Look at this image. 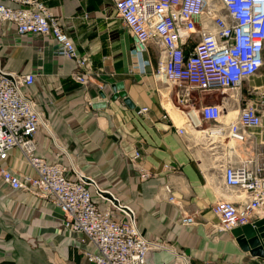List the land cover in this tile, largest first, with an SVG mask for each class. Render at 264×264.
<instances>
[{
  "label": "crops",
  "instance_id": "obj_1",
  "mask_svg": "<svg viewBox=\"0 0 264 264\" xmlns=\"http://www.w3.org/2000/svg\"><path fill=\"white\" fill-rule=\"evenodd\" d=\"M41 1L59 18L78 53L89 58L82 69L89 82L83 85L73 78L74 60L59 57L52 38L18 36L12 25L0 24L2 67L35 74L34 84L24 91L47 121L46 129L35 134L36 154L47 162L73 165L112 191L136 211L144 236L185 253L189 264H262L264 258L241 249L232 231L218 230L219 218L211 210L220 199L242 200L245 194L238 197L237 189L223 184L219 160L206 140L197 139V129L180 136L162 118L161 99L167 91L153 77L157 47L136 46L112 0ZM105 76L123 83L120 90L132 107L123 97L112 98ZM251 89L264 90V52L263 66L236 93L210 92L207 100L194 92L184 106L193 109L192 121L198 124L200 105L221 104L223 120L231 122L245 103L258 105ZM170 98L176 103L174 90ZM163 100L175 108L166 95ZM97 101L105 106L93 108ZM143 107L147 112L138 113ZM248 132V139L236 144L232 160L264 152V114L261 125ZM134 149L141 157L131 161ZM2 164L20 174L31 172L17 147ZM140 168L150 174L144 180L139 179ZM186 215L195 222L182 224ZM80 236L63 227L61 211L52 201L26 190L12 191L0 179V264H87ZM171 259L168 249H153L147 262L169 264Z\"/></svg>",
  "mask_w": 264,
  "mask_h": 264
},
{
  "label": "built area",
  "instance_id": "obj_2",
  "mask_svg": "<svg viewBox=\"0 0 264 264\" xmlns=\"http://www.w3.org/2000/svg\"><path fill=\"white\" fill-rule=\"evenodd\" d=\"M116 16L135 37L136 46L153 43L159 57L153 73L164 86L175 108H168L162 95V118L178 135L192 128L202 132L221 168V179L237 189L242 200L220 199L211 210L219 218V231H232L246 223L264 220V152L234 161L230 158L237 143L250 136L264 114V90H252L258 105L245 103L231 122L223 120L221 104L200 105L198 124L190 119L193 109H183L194 92L236 93L242 83L263 66L264 0H112ZM10 24L18 36L42 35L52 38L57 55L72 59L77 70L73 78L86 85L82 69L89 58L80 55L62 29L59 18L41 0H0V24ZM2 40L0 37V46ZM35 82V74H19L2 67L0 59V179L12 191L26 190L52 201L61 211L63 227L80 234L79 241L87 264H148L153 249H168L169 264H189V256L141 233L136 211L109 189L84 175L75 166L47 162L36 154L35 134L46 129L47 121L36 103L24 91ZM157 89L159 91V89ZM174 90L176 103L170 96ZM224 98H222L223 100ZM143 107L138 113L147 112ZM195 114V113H194ZM206 123V126L203 124ZM17 147L30 173L20 174L5 167L9 151ZM141 157L138 149L129 155ZM168 169L169 166L165 165ZM149 172L139 169V179ZM167 199L174 201L169 187ZM194 217L183 216L182 224H193ZM264 264V261L263 263Z\"/></svg>",
  "mask_w": 264,
  "mask_h": 264
},
{
  "label": "water",
  "instance_id": "obj_3",
  "mask_svg": "<svg viewBox=\"0 0 264 264\" xmlns=\"http://www.w3.org/2000/svg\"><path fill=\"white\" fill-rule=\"evenodd\" d=\"M105 79L110 83V87L113 91L112 98L123 97L124 101L132 107L130 100L126 97V92L120 89L123 86L122 82H115L113 78ZM103 97L104 93L99 92ZM105 106L104 102H95L92 104L93 108H99ZM239 246L244 251H248L251 255L260 256L264 258V220L258 219L253 223H246L240 227L234 228L232 230Z\"/></svg>",
  "mask_w": 264,
  "mask_h": 264
},
{
  "label": "rangeland",
  "instance_id": "obj_4",
  "mask_svg": "<svg viewBox=\"0 0 264 264\" xmlns=\"http://www.w3.org/2000/svg\"><path fill=\"white\" fill-rule=\"evenodd\" d=\"M196 95H198L197 93H195ZM220 96H223V95H225L226 94V92L225 93H218ZM199 95H202V96H204L207 100H208V98H209V96L211 95V94H209V93H201V94H199ZM198 95V96H199ZM198 99V98H197ZM181 107L183 108V109H187L185 106H183V105H181ZM192 133H194L195 134V132L193 131ZM192 135V134H191ZM159 242V241H158ZM159 243H161V242H159Z\"/></svg>",
  "mask_w": 264,
  "mask_h": 264
},
{
  "label": "bare ground",
  "instance_id": "obj_5",
  "mask_svg": "<svg viewBox=\"0 0 264 264\" xmlns=\"http://www.w3.org/2000/svg\"><path fill=\"white\" fill-rule=\"evenodd\" d=\"M172 106V105H171ZM189 117H190V119L192 120V117H194V115H192V113L190 112L189 113ZM195 124V123H194ZM193 129V128H192ZM205 136L203 135V133L202 132H200L199 131V134L197 135V139L199 138L200 140H206V138H204ZM207 141V140H206Z\"/></svg>",
  "mask_w": 264,
  "mask_h": 264
}]
</instances>
